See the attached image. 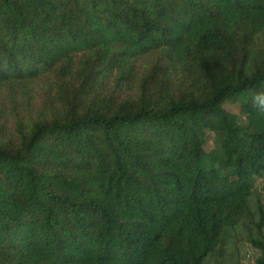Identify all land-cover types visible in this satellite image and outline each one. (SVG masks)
Masks as SVG:
<instances>
[{"label":"trees","instance_id":"16d2710c","mask_svg":"<svg viewBox=\"0 0 264 264\" xmlns=\"http://www.w3.org/2000/svg\"><path fill=\"white\" fill-rule=\"evenodd\" d=\"M258 93L264 0H0V264H264Z\"/></svg>","mask_w":264,"mask_h":264},{"label":"rangeland","instance_id":"374dc122","mask_svg":"<svg viewBox=\"0 0 264 264\" xmlns=\"http://www.w3.org/2000/svg\"><path fill=\"white\" fill-rule=\"evenodd\" d=\"M226 109L230 111L231 113H236L237 108L231 107L229 105H226ZM206 151H210L212 149V144L210 141V138L207 141ZM263 181L262 180H257V187L260 189L263 186ZM237 247H238V255L240 258L239 264H256V260L259 257V252L251 247L249 244L245 243L241 239L237 242ZM210 264H216V262H211Z\"/></svg>","mask_w":264,"mask_h":264},{"label":"clouds","instance_id":"9594fccd","mask_svg":"<svg viewBox=\"0 0 264 264\" xmlns=\"http://www.w3.org/2000/svg\"><path fill=\"white\" fill-rule=\"evenodd\" d=\"M257 107L264 109V93H258L254 97Z\"/></svg>","mask_w":264,"mask_h":264}]
</instances>
